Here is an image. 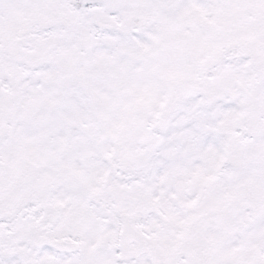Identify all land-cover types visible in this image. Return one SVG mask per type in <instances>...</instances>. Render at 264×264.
I'll use <instances>...</instances> for the list:
<instances>
[{
  "label": "snow or ice",
  "instance_id": "6c2138e0",
  "mask_svg": "<svg viewBox=\"0 0 264 264\" xmlns=\"http://www.w3.org/2000/svg\"><path fill=\"white\" fill-rule=\"evenodd\" d=\"M0 264H264V0H0Z\"/></svg>",
  "mask_w": 264,
  "mask_h": 264
}]
</instances>
